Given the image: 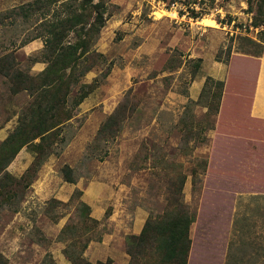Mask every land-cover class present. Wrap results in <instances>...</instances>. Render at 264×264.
Masks as SVG:
<instances>
[{"label":"rangeland","instance_id":"374dc122","mask_svg":"<svg viewBox=\"0 0 264 264\" xmlns=\"http://www.w3.org/2000/svg\"><path fill=\"white\" fill-rule=\"evenodd\" d=\"M29 1L0 0L6 17L0 53L34 76L45 66L44 35L30 37L45 34L42 22L65 16L67 5L81 0H57L43 14H9ZM86 1L103 18L89 45L101 56L78 81L92 89L33 174L25 172L33 158L26 145L0 172L12 177L0 189L3 264H72L76 257L91 264H175L162 259L147 238L154 227L145 223L179 211L191 217L185 264H264V174L222 147L223 131L215 130L220 97L213 98L221 95L218 77L230 58L244 54L237 49L242 35L257 40L260 27L250 25L257 0ZM9 87L0 75V142L33 97ZM117 106L123 115L117 130L96 138ZM63 164L73 183L63 180ZM76 190L87 210L78 209ZM136 223L147 228L140 242L127 238L140 233H133Z\"/></svg>","mask_w":264,"mask_h":264},{"label":"trees","instance_id":"16d2710c","mask_svg":"<svg viewBox=\"0 0 264 264\" xmlns=\"http://www.w3.org/2000/svg\"><path fill=\"white\" fill-rule=\"evenodd\" d=\"M55 1L57 0H31L25 5L11 8L9 14L15 12L22 17H27L31 11L38 12L39 9H41L40 14H43ZM66 9L65 16H58L54 20H45L41 23L45 34L40 32L30 37L32 39L44 35L41 60L45 62V66L36 75L30 76L18 69L10 53H0V75L9 81L11 93L15 94L25 90L33 96L25 110L18 116V123L0 142V172L13 158L15 151L26 145L32 151L33 158L25 172L26 176L33 174L52 152V144L57 132L63 123L72 116L71 109L92 89L91 85L79 84L78 81L101 56L89 49V45L96 38L103 23L101 11L98 10L99 7L96 3L88 4L86 0H81L76 5H67ZM254 9L250 25L260 27L257 32V40L264 43V0H257ZM5 18L0 13V26L5 24L3 23ZM70 31L74 32V39L71 41L66 39ZM217 84L220 87L222 85L221 81H218ZM74 85L77 86L76 91L67 105L68 95ZM219 97L220 92L213 95L217 101ZM215 105L217 106V104ZM122 118L120 108L115 107L98 127L96 138H102L106 133H111V130H117L116 124ZM35 139L37 140L35 141ZM60 171L64 181L74 182L72 169L68 165L63 164ZM24 176L22 175L20 178L22 179ZM9 178L12 177L8 173L2 174L0 189L3 187V181L5 179L7 181ZM2 190L0 194L3 193ZM5 192L2 196L8 198L10 191L5 189ZM79 194L80 191H74L77 207L87 210L88 207L78 199ZM190 222L191 217L179 211L176 215L167 217L163 222L155 223L154 226L145 223L148 227H154V232L147 238L156 243V248L164 261L185 264L188 248L187 229ZM146 231L147 228L143 227L137 236L131 235L127 238L140 242L145 237ZM105 263L96 261L94 264ZM0 264H3L1 258ZM72 264L91 263L76 257Z\"/></svg>","mask_w":264,"mask_h":264},{"label":"crops","instance_id":"0c3cea01","mask_svg":"<svg viewBox=\"0 0 264 264\" xmlns=\"http://www.w3.org/2000/svg\"><path fill=\"white\" fill-rule=\"evenodd\" d=\"M237 49L244 54L231 57L226 71L218 77L223 80V88L215 130L223 131L219 141L223 148L238 159L247 158L256 171L264 174V43L242 35ZM135 228L133 233L138 234L139 223Z\"/></svg>","mask_w":264,"mask_h":264},{"label":"bare ground","instance_id":"6f19581e","mask_svg":"<svg viewBox=\"0 0 264 264\" xmlns=\"http://www.w3.org/2000/svg\"><path fill=\"white\" fill-rule=\"evenodd\" d=\"M207 19V18H206Z\"/></svg>","mask_w":264,"mask_h":264}]
</instances>
